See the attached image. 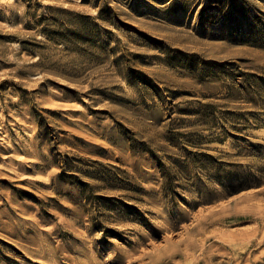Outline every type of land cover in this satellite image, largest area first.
<instances>
[{
    "label": "rangeland",
    "instance_id": "obj_1",
    "mask_svg": "<svg viewBox=\"0 0 264 264\" xmlns=\"http://www.w3.org/2000/svg\"><path fill=\"white\" fill-rule=\"evenodd\" d=\"M0 264H264V0H0Z\"/></svg>",
    "mask_w": 264,
    "mask_h": 264
}]
</instances>
